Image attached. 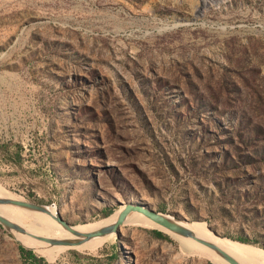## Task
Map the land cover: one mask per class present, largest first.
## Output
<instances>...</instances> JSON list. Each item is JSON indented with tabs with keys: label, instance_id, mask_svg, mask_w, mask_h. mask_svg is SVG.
I'll list each match as a JSON object with an SVG mask.
<instances>
[{
	"label": "rangeland",
	"instance_id": "obj_1",
	"mask_svg": "<svg viewBox=\"0 0 264 264\" xmlns=\"http://www.w3.org/2000/svg\"><path fill=\"white\" fill-rule=\"evenodd\" d=\"M260 148L264 0H0V185L11 199L73 225L145 205L264 253ZM156 228L123 222L76 249L25 246L0 223V264H228Z\"/></svg>",
	"mask_w": 264,
	"mask_h": 264
},
{
	"label": "bare ground",
	"instance_id": "obj_2",
	"mask_svg": "<svg viewBox=\"0 0 264 264\" xmlns=\"http://www.w3.org/2000/svg\"><path fill=\"white\" fill-rule=\"evenodd\" d=\"M0 196L10 198L8 193L4 190V188L0 185ZM11 199V198H10ZM48 212L45 211H37L28 209L26 207H21L11 203H0V214L7 217L21 228L16 230L12 229L13 234L16 232V238L22 240L25 245L28 247L31 246H42V247H52L57 244L66 245L69 247H73L76 249H84L86 248L83 242L92 239L94 244H98L103 240L107 239L110 235L112 236V232L94 235L87 239L82 240L76 244H62V243H54L53 239H64V238H78L80 237L79 233L89 231L94 229L97 226L102 224L111 223L115 220L116 214L110 217H107L103 221L87 224V225H73L71 224L72 229L76 231H70L65 228L59 221L54 219L51 213L54 212L55 208L51 206H47ZM29 216L34 218L31 222L23 223V217ZM126 225H143V226H155L162 231L173 234L176 237H179L185 243L195 242L196 244L203 246L205 248L211 249L214 254H210V259L214 262L223 263L225 260L212 248L204 243H200L191 237L182 236L176 233L169 231L168 229L162 227L161 225L154 222L148 216H146L143 212L139 210H130L126 213L123 221ZM188 226L193 233L200 238L206 239L208 242L212 243L215 248L222 250L224 253L230 255L234 258L239 264H264V253L253 249L250 246L243 245L241 242L232 241L226 238H217L213 236L206 227H203L199 223V221L190 220L185 224ZM89 247V246H88ZM32 248V247H31ZM33 249V248H32ZM227 262V261H226ZM228 263V262H227ZM229 264V263H228Z\"/></svg>",
	"mask_w": 264,
	"mask_h": 264
},
{
	"label": "water",
	"instance_id": "obj_3",
	"mask_svg": "<svg viewBox=\"0 0 264 264\" xmlns=\"http://www.w3.org/2000/svg\"><path fill=\"white\" fill-rule=\"evenodd\" d=\"M0 203H11L15 204L21 207H26L28 209L37 210V211H45L48 212V209L46 205L33 202V201H27V200H19V199H10L7 197L0 196ZM130 210H139L143 212L146 216H148L150 219H152L157 224L161 225L162 227L168 229L169 231L186 236L191 237L192 239L204 243L208 245L210 248L215 250L225 261H227L229 264H239L234 258H232L230 255L224 253L222 250H219L215 248V246L208 242L204 238L197 237L193 231L186 226L185 224L189 222L190 220H187L183 217H175L173 214H169L166 212H161L159 210H153L151 208H148L145 205L140 204H132V203H126L124 204L121 209L116 214L115 220L111 223L102 224L100 226L95 227L94 229H91L89 231L81 232L79 233L80 237L78 238H64V239H53L49 241H53L54 243H62V244H76L81 242L84 239H87L94 235H100L108 232H116L119 224L123 221L126 213ZM51 215L59 221L65 228L69 229L70 231H73L76 233L74 229L71 227V223H68L67 221L63 220L56 209L54 210ZM0 223L8 229H20L21 227L8 219L7 217L0 214ZM206 229L215 237L221 238V237H227V236H221L218 233H216L214 230H211L207 225H205ZM154 228V227H153ZM158 229V228H156ZM161 230V229H159ZM162 231V230H161ZM230 238V237H229ZM233 239V238H230ZM238 242L243 243L244 241H240L238 239H235Z\"/></svg>",
	"mask_w": 264,
	"mask_h": 264
},
{
	"label": "trees",
	"instance_id": "obj_4",
	"mask_svg": "<svg viewBox=\"0 0 264 264\" xmlns=\"http://www.w3.org/2000/svg\"><path fill=\"white\" fill-rule=\"evenodd\" d=\"M256 150H257V149H254V148H253V152H254V153H258ZM259 154H261V156L264 155V154H263V149H262V148H260V150H259ZM238 156H240V155H238ZM241 156L244 157V158H246V160H257V159H258V158H255V157L253 156L252 153H250V154H241ZM244 160H245V159H244ZM108 214H110V212L108 213V212L104 211L102 217H105V216H106V218H107V217H109ZM151 231L154 232V233L156 234V236H159V237H167V235H166L165 233H163L162 231H160V230H157V229H151ZM233 238L238 239V240H240V241H244V243L251 242V241L248 240L247 238H245V237H243V236H239V235L234 236ZM20 243H22V242H20ZM22 244L25 245L24 243H22ZM25 246H27V245H25ZM263 247H264V246H263ZM18 248H19V250H20L21 253H25V254H27L30 258H32V259H34V260H35V259H36V260H42V257H41V256H36V255H35L30 249L25 248V247H23V246H21V245H18ZM210 264H213V263H210Z\"/></svg>",
	"mask_w": 264,
	"mask_h": 264
}]
</instances>
